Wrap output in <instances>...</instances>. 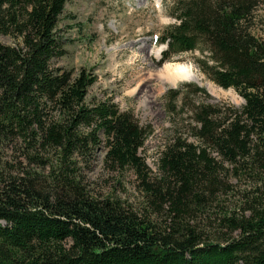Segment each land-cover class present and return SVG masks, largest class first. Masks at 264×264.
I'll use <instances>...</instances> for the list:
<instances>
[{"label": "trees", "instance_id": "1", "mask_svg": "<svg viewBox=\"0 0 264 264\" xmlns=\"http://www.w3.org/2000/svg\"><path fill=\"white\" fill-rule=\"evenodd\" d=\"M67 1L0 0V35L21 42H0V148L21 158L0 157V264H264V39L251 27L264 0L172 1L161 62L206 53L201 70L244 103L194 106L195 141H170L154 176L133 114L88 101V70L50 65ZM102 146L106 169L139 181L138 208L89 193L84 167Z\"/></svg>", "mask_w": 264, "mask_h": 264}, {"label": "rangeland", "instance_id": "2", "mask_svg": "<svg viewBox=\"0 0 264 264\" xmlns=\"http://www.w3.org/2000/svg\"><path fill=\"white\" fill-rule=\"evenodd\" d=\"M172 1L68 0L57 26L64 54L50 62L52 68L74 71L84 68L93 73L96 81L88 89L87 100H109L120 111L133 114L147 134L139 154L152 176L157 173L160 152L170 141L177 136L195 141L192 135L194 106L202 101L240 108L244 103L233 88L218 86L201 70L200 60L206 53L187 51L161 62L165 45L157 38L165 26L175 21L169 15ZM253 16V34L264 39V2ZM0 42L21 46L20 39L13 35L1 34ZM175 62L189 64L204 77L203 84L178 80L173 85L163 77H156ZM206 81L213 84L214 92L207 89ZM190 84L204 88L208 95L194 93ZM176 89L181 94L170 102L169 92ZM170 104L174 110H168ZM104 155L102 146L92 166L86 170L84 167L89 193L98 198H117L138 208L143 201L139 181L128 169L117 172L106 169ZM0 157L1 161H7L6 168H13L21 159L11 146L0 148Z\"/></svg>", "mask_w": 264, "mask_h": 264}, {"label": "bare ground", "instance_id": "3", "mask_svg": "<svg viewBox=\"0 0 264 264\" xmlns=\"http://www.w3.org/2000/svg\"><path fill=\"white\" fill-rule=\"evenodd\" d=\"M148 76V78L151 79V73H149ZM156 77L159 79L163 77L165 82H170L173 85H175V82L178 80L194 81L201 85L203 84V80H205L203 76L198 75L195 70L185 62L168 64L167 67L164 68V71L161 74H157ZM205 86L210 92L215 91L214 86L210 81H206Z\"/></svg>", "mask_w": 264, "mask_h": 264}]
</instances>
